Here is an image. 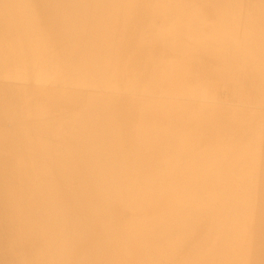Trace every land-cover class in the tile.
Listing matches in <instances>:
<instances>
[{
	"label": "bare ground",
	"instance_id": "1",
	"mask_svg": "<svg viewBox=\"0 0 264 264\" xmlns=\"http://www.w3.org/2000/svg\"><path fill=\"white\" fill-rule=\"evenodd\" d=\"M0 264H264V0H0Z\"/></svg>",
	"mask_w": 264,
	"mask_h": 264
}]
</instances>
